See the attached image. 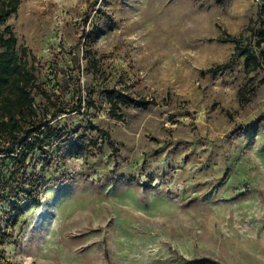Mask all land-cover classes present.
Masks as SVG:
<instances>
[{
	"label": "rangeland",
	"instance_id": "obj_1",
	"mask_svg": "<svg viewBox=\"0 0 264 264\" xmlns=\"http://www.w3.org/2000/svg\"><path fill=\"white\" fill-rule=\"evenodd\" d=\"M3 24L64 141L19 168L36 202L0 197V264H264V0H19ZM113 87L148 108L112 115Z\"/></svg>",
	"mask_w": 264,
	"mask_h": 264
},
{
	"label": "trees",
	"instance_id": "obj_2",
	"mask_svg": "<svg viewBox=\"0 0 264 264\" xmlns=\"http://www.w3.org/2000/svg\"><path fill=\"white\" fill-rule=\"evenodd\" d=\"M18 4L19 0H0V197H9L10 201H14V207L18 203L14 199L16 193L24 190L25 186L29 189L26 191L30 196L28 201H37L42 172L31 176L19 174V168L25 165L28 156L39 150L46 155V162L52 163L46 147L64 141L63 133L56 131L37 113L34 93L38 87L34 68L27 58L25 48H21V54L18 53L17 39L12 28L3 24L16 11ZM234 49V59L244 56L249 70L261 66L258 57L247 47L240 48L235 44ZM230 63L219 64L210 71L227 69ZM105 98L109 112L117 117H120L122 107L132 106L144 110L150 104L148 100L133 97L114 87L105 90ZM77 107H80V102ZM89 145L84 135L73 134L66 149L71 150V153L86 152ZM11 161L14 163L11 164ZM7 237L6 228L0 225V245Z\"/></svg>",
	"mask_w": 264,
	"mask_h": 264
}]
</instances>
